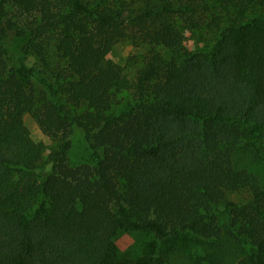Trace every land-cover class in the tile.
Wrapping results in <instances>:
<instances>
[{"label": "trees", "instance_id": "1", "mask_svg": "<svg viewBox=\"0 0 264 264\" xmlns=\"http://www.w3.org/2000/svg\"><path fill=\"white\" fill-rule=\"evenodd\" d=\"M125 40L145 52L105 57ZM258 164L264 0H0V264H264ZM125 232L155 245L121 256Z\"/></svg>", "mask_w": 264, "mask_h": 264}, {"label": "rangeland", "instance_id": "2", "mask_svg": "<svg viewBox=\"0 0 264 264\" xmlns=\"http://www.w3.org/2000/svg\"><path fill=\"white\" fill-rule=\"evenodd\" d=\"M183 33L184 44L187 47H194L205 40V37L200 36L197 32L188 27L184 28ZM145 50V46H136L126 40L107 43L103 46V53L105 57L121 65L125 64L131 55H141L145 52ZM29 99L30 98L28 97L27 92L23 88L21 93L22 102L27 105ZM24 129L27 134H29L42 146L44 153L49 151V138L40 131L37 124L29 114L24 116ZM88 157L89 153L87 144L82 134L77 132L73 138L72 147L69 150V161L74 164L83 160H87ZM256 171L260 175L264 176V168L260 164L256 166ZM152 216L161 222L165 230L172 231L174 229V222L162 216L157 210L152 212ZM154 239L155 238L153 235L148 232H125L120 233L117 236L115 243L121 256L125 255L129 257H137L155 245ZM191 248L196 250L193 246H191ZM239 254L240 250L237 249L236 254L231 256V260H235ZM170 255L173 264H189L191 262L189 257V249H187L185 252L183 250L171 251Z\"/></svg>", "mask_w": 264, "mask_h": 264}]
</instances>
